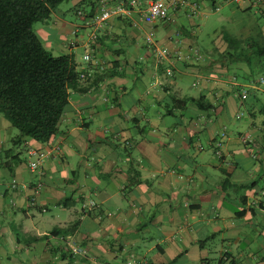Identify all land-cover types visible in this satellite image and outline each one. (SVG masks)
I'll return each instance as SVG.
<instances>
[{
  "label": "crops",
  "instance_id": "obj_1",
  "mask_svg": "<svg viewBox=\"0 0 264 264\" xmlns=\"http://www.w3.org/2000/svg\"><path fill=\"white\" fill-rule=\"evenodd\" d=\"M83 1L70 0L69 6ZM119 1L74 8L85 16L79 26L65 19L61 2L42 26L33 27L36 34L50 31L51 41L43 46L69 54L76 71H89L90 77L70 90L47 143L17 139L0 117V259L264 264V183L258 186L264 180V103L246 101L252 90L264 93L252 77L253 69L264 70V57L245 44L264 43V0H190L196 12L189 15L191 8L184 7L174 23L143 22L140 8L136 26L119 17L96 24L100 5ZM216 12L219 27L209 41L200 40L208 15ZM79 27L87 28L85 35L62 40ZM146 33L167 48V57L156 61L146 50ZM241 88L248 91L243 100ZM221 132L222 155L216 156ZM246 136L258 144L257 158ZM8 140L23 143L26 154L33 146L49 155L32 172L4 147ZM12 179L18 189L9 186ZM90 200L96 206L84 211ZM65 238L87 254L72 256Z\"/></svg>",
  "mask_w": 264,
  "mask_h": 264
},
{
  "label": "trees",
  "instance_id": "obj_2",
  "mask_svg": "<svg viewBox=\"0 0 264 264\" xmlns=\"http://www.w3.org/2000/svg\"><path fill=\"white\" fill-rule=\"evenodd\" d=\"M63 1L0 0V114L18 131L17 139L52 140L70 90L77 87L79 72L72 57L53 56L33 29ZM245 44L264 57L263 42L251 39Z\"/></svg>",
  "mask_w": 264,
  "mask_h": 264
},
{
  "label": "built area",
  "instance_id": "obj_3",
  "mask_svg": "<svg viewBox=\"0 0 264 264\" xmlns=\"http://www.w3.org/2000/svg\"><path fill=\"white\" fill-rule=\"evenodd\" d=\"M184 7L191 8V10L189 11V15L195 13L197 10V4L191 2L190 0H144L143 2H138L137 0H123L112 6L101 4L99 7L98 18L95 22L96 24H99L107 21L111 17H119L127 19L129 18L130 20H132V25L136 26L137 22L133 19L134 14L135 12L139 11L140 8H142L141 19L143 22L153 23V21L155 20H162L169 23H174V14ZM218 8L219 7L216 5L213 7V10L216 11L218 10ZM144 44L146 50L154 56L156 61H160L162 58H165L169 55V51L167 50V48L158 46L151 33H146V35L144 36ZM83 60L85 62H90L92 60V57L90 56V54H85L83 56ZM165 74L171 77L173 75V69L171 67H167L165 69ZM89 77V71L86 72L83 70L78 73L79 81L86 80ZM261 85H264V77H260L258 83L255 84V86L257 87ZM247 95V89L241 88L239 90V96L241 100L246 99ZM224 138L225 133L221 132L215 141L214 153L216 156L222 155L221 147L223 145ZM243 141L250 145L249 152L251 153V156L253 158H257L259 151L258 144L254 142L249 136L244 137ZM27 153L29 154V156H32V158L28 161V168L32 172L37 171L42 162L49 155L48 151L42 150L40 148H35L33 146L27 147ZM9 186L13 189H18L20 187L19 183L15 179H12ZM39 186L40 184L38 183L35 190L39 189ZM21 187L25 188L26 186L22 184ZM261 196L264 197V189L261 190ZM95 206L96 203L93 200H90L87 205L83 207V210L87 211L88 209H92ZM65 244L67 250L72 256H85L87 254V250L85 248L78 246L70 238H65ZM128 264L135 263L129 262Z\"/></svg>",
  "mask_w": 264,
  "mask_h": 264
},
{
  "label": "rangeland",
  "instance_id": "obj_4",
  "mask_svg": "<svg viewBox=\"0 0 264 264\" xmlns=\"http://www.w3.org/2000/svg\"><path fill=\"white\" fill-rule=\"evenodd\" d=\"M70 0H66L64 1L61 5H60V8H65V14H64V17L65 19L68 21V22H73L75 23V25H83V21L84 19L81 17H85L81 12H78V16L75 11H74V8L78 9V8H82L84 10H87L90 8V1L94 2L95 0H85L83 1L82 3H79L77 4V6L73 7V6H69L70 5ZM213 10V9H212ZM218 12L216 13H211L208 15V23L207 24H204L202 26V32H201V35H200V40L202 38H204L207 41H209V38H211V34H212V31L214 29H216L217 27H219V22L217 21V16H218ZM39 26H42L41 25V21L40 22H36L35 24H33V27L34 28H38ZM86 30L87 28H82V27H79L77 28V30L75 32H69L66 31L65 34L63 35L62 37V40L67 42V43H70V42H73V41H76L77 38H79L81 35H85L86 34ZM36 32V31H35ZM37 36L39 37L42 45L45 44V42L47 40H49L50 36H51V32L50 31H47V32H37ZM51 40H49L48 42H50ZM56 49V48H55ZM76 51L80 54L82 52V48H77ZM52 55L53 56H57V53H54V51H52ZM260 73H263L264 74V70L263 69H259V67H257V69H253V79L255 80V83L258 82L259 80V77H260ZM261 89H264V85H261L260 86ZM254 92V93H253ZM256 99H259V102L262 101V103H264V93L262 92H256L255 93V90H252L251 91V94L249 96V98L246 100L248 103H256V106L258 107V100ZM0 117L1 118H4L3 115L0 114ZM6 120V119H4ZM12 134L14 135H17L18 134V131L14 128H12ZM4 147H9L13 150V152H17L19 157H20V160L22 162V164L24 165H28V160L29 158L31 159L32 156L29 157L28 154H26L25 150H24V147L25 145H23V143L21 144H17V145H14L12 143L8 141H6L5 143V146ZM13 164L15 165L16 162L12 161ZM264 183V180L260 179L258 180V186H262ZM1 260V264H9L8 260L7 259H0ZM134 263V262H132Z\"/></svg>",
  "mask_w": 264,
  "mask_h": 264
}]
</instances>
